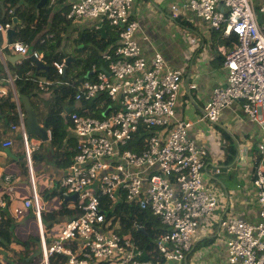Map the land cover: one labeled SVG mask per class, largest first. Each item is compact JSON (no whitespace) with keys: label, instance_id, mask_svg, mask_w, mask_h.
<instances>
[{"label":"built area","instance_id":"built-area-1","mask_svg":"<svg viewBox=\"0 0 264 264\" xmlns=\"http://www.w3.org/2000/svg\"><path fill=\"white\" fill-rule=\"evenodd\" d=\"M47 1L49 6H68L66 18L73 24L96 32L108 25L119 29V38L102 54L105 66L93 64L84 73L67 113L75 137L73 161L58 182L46 181L43 192L59 186L66 194L77 193L78 213L64 222L57 237L42 241L39 264H49L53 255L64 256L65 264H154L142 258L143 251L131 237L118 233L120 226L114 221L118 216L112 207L119 202L149 211L164 226L155 240L162 258L157 264H186L199 223L213 218L222 194L205 182L208 153L190 135L196 122L175 117L182 71L169 67L159 53L142 52L136 38L139 25L131 15L133 0ZM170 9L173 16L191 9L224 36L235 35L233 47L224 55L226 81L213 90L198 122L217 124L222 110L240 101L248 119L262 129L256 167L258 156L252 160L259 220L231 216L222 225L228 235L229 264H264V2L257 10L255 0H184L180 8L171 4ZM10 28L11 22L0 24V32ZM5 50L24 59L41 60L42 53L22 41L0 47V98L12 93L19 106ZM53 66L58 74L64 73V60ZM48 85L47 80L38 81L41 89ZM95 101V107L89 105ZM19 115L17 128L31 171L34 148L28 145L21 111ZM10 145V141L3 144ZM238 157L241 164L247 160L242 148ZM219 172L215 166L213 173ZM4 181L12 190L11 176ZM102 197L109 202L107 209ZM4 205L0 201V208ZM24 207H31L38 219L44 209L35 191Z\"/></svg>","mask_w":264,"mask_h":264},{"label":"crops","instance_id":"crops-1","mask_svg":"<svg viewBox=\"0 0 264 264\" xmlns=\"http://www.w3.org/2000/svg\"><path fill=\"white\" fill-rule=\"evenodd\" d=\"M263 2L264 0H255L257 10ZM171 4L180 8L184 4V0H133L131 15L139 25L136 38L142 52L147 56L159 53L164 57L169 67L182 71L183 83L178 95L175 117L178 120L196 122L190 130V135L198 145L204 146L208 153L205 182L209 188L222 194L219 197V208L213 218L206 221L202 220L199 223L186 264H229L226 259L228 235L222 221L231 216L249 222L259 220V205L252 184V160L257 157L258 146L263 142V132L258 124L248 119L242 110L240 101H235L228 108L222 110L217 124L198 122L202 116L203 107L210 99L213 90L224 85L226 81V69L223 64L224 55L233 45L230 47L226 44L229 36H224L222 30L218 31L211 28L191 9L173 16L170 9ZM258 18L260 19V17ZM83 30L85 29L82 26L74 24L72 37H76L78 31ZM6 42H8L6 32H0V47H3ZM79 52L75 50L72 54L67 55L66 59L72 58L68 62L74 61L76 56L80 55ZM6 55L14 54L4 51L5 60ZM191 84H194L195 87L192 88ZM40 96L48 99L49 92H43ZM30 101L39 122L43 124L44 104L35 97H30ZM72 106L74 105L68 106L62 116L67 118V110H70ZM19 131V129L8 128L5 125V120L0 118V201L6 202L9 196L10 204L7 210L15 221L20 239L25 240L32 236L38 237L37 242L40 244L43 240L49 243L57 237L64 222L78 213L75 206L77 201H68L65 204L64 198L62 200L58 197L52 200L44 198V193H50L54 189L62 190L59 186H55L52 190L43 192L46 181L51 179L58 182L67 170V168L59 169L48 155L50 149L49 130L47 141H41L35 136L28 137V145L34 148L33 151L42 150L45 160L42 163L34 164L31 161L33 178L31 179L30 176L28 180L22 178L20 162L23 159L20 155L25 152V142L20 137ZM223 132L233 137L237 146V155L229 164L224 162L227 143L223 137ZM69 135L75 143L73 133L69 131ZM8 141L11 142V145L3 146ZM241 148L245 151L247 159L243 164L239 163L240 157H238ZM5 150H9V153ZM215 166L220 168L219 173H213ZM7 175L11 176L12 190H7L4 181V177ZM37 188L41 190L40 193L37 192ZM34 191L43 203V211L59 208L61 204L74 209V213L60 218V223L53 227L52 235L48 238L44 236L41 216L38 219L33 214L31 207H24L25 200L31 198ZM65 195L67 194L65 193ZM17 210L20 212L17 213ZM26 220L27 223L23 225ZM138 229L144 230L142 226H138ZM10 248V251H7L0 247V261L6 264H20L11 258L13 251H18L17 246L12 244ZM28 258H26L27 263L33 259L35 261L32 264H39L41 254L30 260H27Z\"/></svg>","mask_w":264,"mask_h":264},{"label":"trees","instance_id":"trees-1","mask_svg":"<svg viewBox=\"0 0 264 264\" xmlns=\"http://www.w3.org/2000/svg\"><path fill=\"white\" fill-rule=\"evenodd\" d=\"M39 1L0 0V24L10 21L11 27L16 32L14 40L22 41L28 44L32 50L41 52V60L49 68L47 70H37L32 61L24 59L16 63H7V69L14 79V86L18 94L35 97L44 104L43 124L50 132L48 155L59 169L67 168L73 161L75 143L68 131L70 122L62 114L66 112L68 106L74 105L77 86L84 73L93 64L98 67L105 66L102 54L116 44L119 38V29L105 25L99 32L78 31L76 37L73 38L75 50L85 51L86 57L76 56V59L65 68V72L58 74L53 63L61 62L67 57L66 53L60 49L67 26L72 23L66 18L68 6L63 3L49 6L48 1L45 5L38 6ZM235 41V35L231 34L226 40V44L231 47ZM78 46L81 47L79 48ZM40 78L50 81V85L46 90L49 92L48 99L40 96L45 92L37 85ZM96 102L89 105L95 107ZM83 104L85 103L83 102ZM0 118L5 120V125L8 128L18 124L19 115L12 93L0 98ZM223 137L227 143L224 162L229 164L233 162L237 155V146L233 140L234 138L228 133L223 132ZM20 156L23 159L20 162L22 178L28 180L29 172L25 152ZM44 160L45 156L42 150L31 152L33 164L42 163ZM258 163L259 156L254 166L256 167ZM64 195V190L54 189L50 193H44V198L52 200L58 197L62 200ZM101 201L104 208L107 209L109 207L108 200L102 197ZM9 204L10 199L8 196L5 206L0 208V247L10 251V245L15 244L18 251H13L12 260L20 264H32L35 260L32 259L27 263L26 258L35 250L36 242L39 238L29 236L23 240L18 237L15 221L7 210ZM112 209L118 216V218H114V221L116 220L120 226L118 233L131 237L143 251V258L150 260L154 264L161 263L162 258L156 252L155 246L157 236L164 229L160 220L149 211L141 210L124 202L116 203ZM72 213H74V209H70L63 204L56 209L41 211L40 216L44 225V236L48 238V236L52 235V229L54 226H58L60 218ZM138 226H142L144 230H139ZM65 262L66 259L62 255L49 257V264H65Z\"/></svg>","mask_w":264,"mask_h":264},{"label":"water","instance_id":"water-1","mask_svg":"<svg viewBox=\"0 0 264 264\" xmlns=\"http://www.w3.org/2000/svg\"><path fill=\"white\" fill-rule=\"evenodd\" d=\"M46 1L47 0H40L38 3V6L45 5ZM6 34H7L9 42H12L16 32L11 27L10 29H8L6 31ZM5 58H6V62H10V63H15V62L23 59V57L20 54L6 55ZM69 59H72V58H67L66 65H68ZM30 60L32 62H34L37 69L47 70L49 68L47 65L43 64L42 61L37 59V58H34L31 56ZM101 69L105 70L104 68H101ZM19 99H20V104L22 107V112L24 114V128H25L26 135L28 137L29 136L38 137V138H40L41 141H47L49 139L48 129L44 124H41L39 122L38 117L36 115V111H35L32 103L30 101V96L19 94ZM108 110H109V108H107V110H105L102 113V116H105L107 114ZM67 111H69V110H67ZM5 151L7 153H9V150H5ZM63 198H64L63 202L65 204L68 201L76 202L78 200V194L73 193V194H69V195H64ZM41 252H42V246H41L40 242H37L36 250L29 256V258L27 260H30L31 258L38 257L41 254Z\"/></svg>","mask_w":264,"mask_h":264},{"label":"rangeland","instance_id":"rangeland-1","mask_svg":"<svg viewBox=\"0 0 264 264\" xmlns=\"http://www.w3.org/2000/svg\"><path fill=\"white\" fill-rule=\"evenodd\" d=\"M73 28H74V24L73 23H71L70 25L67 26L66 34L64 35V38H63V41H62V45H61V49L60 50L64 51L66 53V55H70V54H72L75 51V46H74V42H73V38L74 37H72L73 36ZM5 51L6 52H11L10 50H5ZM79 54H80V55H78L79 57H82V58L86 57V53L85 52H81L80 51ZM82 63H84V61H82ZM43 91L47 92L45 89H43ZM40 191L41 190L40 189L38 190V188H37V192L40 193ZM26 223H27V220L23 222V225H25Z\"/></svg>","mask_w":264,"mask_h":264},{"label":"clouds","instance_id":"clouds-1","mask_svg":"<svg viewBox=\"0 0 264 264\" xmlns=\"http://www.w3.org/2000/svg\"><path fill=\"white\" fill-rule=\"evenodd\" d=\"M47 2V1H46ZM10 22V21H9ZM12 25V24H11ZM13 41H16V40H14V38H13ZM8 42H9V40H8ZM30 47V46H29ZM31 48V47H30ZM32 50V49H31ZM31 57V56H30ZM30 57H29V60H30ZM38 59V58H37ZM22 60H24V58L22 59ZM64 61H65V68H66V61H67V59L66 58H64L63 59ZM62 60V61H63ZM19 61H21V60H19ZM42 61V60H41ZM43 63V62H42ZM5 64H6V67H7V63H6V60H5ZM44 64V63H43ZM65 68H64V72H65ZM63 74V73H62ZM11 76V75H10ZM40 79H44V78H40ZM39 79V80H40ZM38 80V81H39ZM44 80H46V79H44ZM13 81H14V79H13ZM48 81V80H47ZM50 82V81H49ZM37 85H38V82H37ZM49 86V85H48ZM41 89V88H40ZM48 89V88H47ZM47 89H45V90H47ZM43 90V89H42ZM15 91H16V89H15ZM16 93H17V91H16ZM18 94V93H17ZM13 96V95H12ZM18 98H19V94H18ZM14 99V98H13ZM17 105V104H16ZM19 108H20V111H21V114H22V119H23V125H24V114H23V112H22V107H21V104H20V99H19V106L17 105V110H18V115H19ZM71 110V109H70ZM70 110L69 111H67V113L68 112H70ZM19 122H20V115H19V120H18V124L15 126L16 128H14V129H18L17 128V126L19 125ZM71 126V125H70ZM12 128V127H11ZM13 129V128H12ZM20 130V129H19ZM69 131H70V128H69ZM20 132V137L24 140V138H23V136H22V133H21V131H19ZM24 132H25V128H24ZM25 135H26V133H25ZM26 139H28V136L26 135ZM34 150V149H33ZM33 150H31V152L33 151ZM31 152H30V161H31ZM25 155H26V150H25ZM26 160H27V156H26ZM31 163V162H30ZM27 165H28V161H27ZM32 165V164H31ZM32 170V169H31ZM28 172H29V176H30V174H32V171H30V167H28ZM67 195H69V194H67ZM42 246V245H41ZM41 254H42V252H41Z\"/></svg>","mask_w":264,"mask_h":264}]
</instances>
